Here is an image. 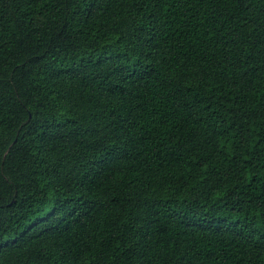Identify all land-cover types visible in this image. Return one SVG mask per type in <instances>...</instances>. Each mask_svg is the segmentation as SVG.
Masks as SVG:
<instances>
[{
    "label": "trees",
    "instance_id": "trees-1",
    "mask_svg": "<svg viewBox=\"0 0 264 264\" xmlns=\"http://www.w3.org/2000/svg\"><path fill=\"white\" fill-rule=\"evenodd\" d=\"M0 264H264V0H0Z\"/></svg>",
    "mask_w": 264,
    "mask_h": 264
}]
</instances>
